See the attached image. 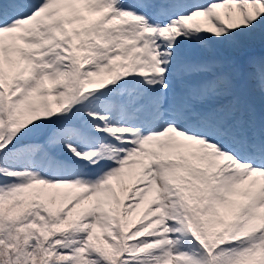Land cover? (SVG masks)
<instances>
[{
  "label": "snow or ice",
  "instance_id": "1",
  "mask_svg": "<svg viewBox=\"0 0 264 264\" xmlns=\"http://www.w3.org/2000/svg\"><path fill=\"white\" fill-rule=\"evenodd\" d=\"M0 264H264V0H0Z\"/></svg>",
  "mask_w": 264,
  "mask_h": 264
}]
</instances>
